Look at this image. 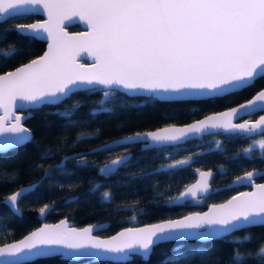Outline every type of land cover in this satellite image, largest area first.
<instances>
[{"label":"snow or ice","instance_id":"6c2138e0","mask_svg":"<svg viewBox=\"0 0 264 264\" xmlns=\"http://www.w3.org/2000/svg\"><path fill=\"white\" fill-rule=\"evenodd\" d=\"M25 6H31L28 12L42 11L47 19L17 24L15 31L29 40H46L47 50L0 74V150L22 145L29 139L23 135L29 133L21 122L23 110L60 103L78 90L92 91L95 86H104L113 91L143 90L161 98H213L243 90L257 78H264V0H0V19L15 18ZM76 19L88 30L69 34L65 31L66 22ZM0 35L7 38L6 31H0ZM82 52L92 57L91 63L79 62ZM15 54V46L0 48V60L6 61ZM108 95L105 91L104 96ZM78 104L74 102L70 110L62 113L69 123ZM258 108L264 109V90L226 111L181 127L170 125L137 132L123 141L134 143L143 138L145 147H149L148 141L176 142L206 129L237 134L259 131L264 136V115L255 121L234 122L241 113H252ZM94 111L107 109L97 102ZM253 143L264 149V139ZM216 144L219 146L220 142ZM250 150L251 146L242 149ZM128 156L127 152L116 156L99 171L112 174ZM189 159L173 160L171 166L186 165ZM197 171L199 179L172 199L197 200L209 191L212 170ZM256 172L252 169L235 177L236 181H246L251 191L212 204L206 212L125 228L107 239L92 234L99 225L76 228L63 219L57 224H44L16 243L0 247V257L23 254L33 259L103 252L120 254L117 258L122 260L133 256L147 260L154 247L163 242H211L234 230L264 226V183H256ZM25 190L18 189L6 197L13 209ZM110 195L105 191L103 199ZM49 207L41 206L39 214L43 215ZM236 239L250 242L251 236ZM256 257L264 258V245L247 256L234 249L233 264Z\"/></svg>","mask_w":264,"mask_h":264},{"label":"trees","instance_id":"16d2710c","mask_svg":"<svg viewBox=\"0 0 264 264\" xmlns=\"http://www.w3.org/2000/svg\"><path fill=\"white\" fill-rule=\"evenodd\" d=\"M37 17L20 13L15 18L0 20V31L7 32L6 39L0 35V48L12 45L17 49L10 59L0 60V72L41 52L43 41L18 35L14 27ZM67 28L77 29L78 25L70 24ZM263 84L264 78H257L244 89V94ZM105 91L108 96H104ZM236 96L229 93L213 98L159 100L151 95H126L95 86L92 91L78 90L60 103L31 109L24 119L31 138L0 152V243L18 238L43 220L53 221L62 216L74 225L102 222L103 227L96 232L106 235L125 225L177 216L223 200L237 188L230 181L240 171L239 166L247 167V159L234 157L233 148L238 141L229 134L209 133L178 144L152 147H140L134 142L98 150L90 148L125 133L189 121L228 105ZM77 101L69 123L62 113ZM97 102L107 111L95 112ZM208 137L211 140L205 141ZM125 150L130 151L129 157L112 174L97 172L104 160ZM185 157H191L186 165L171 166L173 160ZM57 165L61 166L53 167ZM200 168L213 170L209 191L197 200L172 203L171 198ZM29 183L32 187L18 198L16 209L2 200L16 187ZM105 191L111 194L107 200L103 199ZM44 204L50 207L39 217L38 209ZM246 235L251 236L250 242L236 239ZM262 245L264 226H254L211 242H163L154 247L147 260L140 256L124 261L90 257L72 260L55 254L15 264H233L234 249L247 256L255 254ZM173 256L179 258L171 260ZM242 264H264V258H245Z\"/></svg>","mask_w":264,"mask_h":264},{"label":"water","instance_id":"95a60500","mask_svg":"<svg viewBox=\"0 0 264 264\" xmlns=\"http://www.w3.org/2000/svg\"><path fill=\"white\" fill-rule=\"evenodd\" d=\"M31 6H25L24 8L20 9L19 12L20 13H33V14H36L38 15L39 17L37 18H34L32 20H29V21H26V22H22V23H17V24H27V23H35L37 21H43L45 19H47V16L41 11V12H28V10L30 9ZM19 13V14H20ZM2 20V19H0ZM76 23L78 25V28L77 29H68L67 26L70 25V24H74ZM15 24L14 27L17 25ZM87 26L82 23V22H79L78 19L76 20H73L71 22H66V26H65V31H67L69 34H76V33H82V32H85L87 31ZM44 42V46H43V49L41 50V52L29 59H27L26 61L24 62H21L17 65H15L14 67L12 68H9L5 71H12L14 70L16 67L20 66L22 63H27L29 60L31 59H34L36 58L37 56H40L44 53V51L47 50V41H43ZM78 60L80 63H83V64H89L92 62V57L89 56V54L87 52H82L80 54V56L78 57ZM5 71H2L0 72V74H2L3 72ZM101 87L102 89H110V88H105L104 86H99ZM117 91H120L122 93H125L126 95H148L146 94L143 90H136V91H131V90H125V89H120V88H117L116 89ZM259 90H264V86L263 87H260L258 89H256L248 98L244 99V100H241L235 104H232L230 106H226V107H222L220 109H217V110H212V111H209L207 113H204L202 115H200L199 117H196V118H193L189 121H186V122H183V123H168V124H163V125H159V126H156V127H153V128H148V129H142V130H138V131H133V132H130V133H125V134H122V135H119V136H116V137H113V138H110V139H107L103 142H100L96 145H93L90 150H98V149H102V148H105V147H109V146H114V145H118V144H126L128 142H125L123 141V138L126 137V136H129L131 134H134V133H137V132H147V131H155L159 128H164V127H168L170 125H175L177 127H181V126H184L186 124H189V123H192L196 120H199V119H203L204 117L208 116V115H212L214 113H218V112H223V111H226L227 109L229 108H232V107H237L240 103H245L248 99H251L257 91ZM156 97L157 99L159 100H167V99H200V98H205V97H195V96H192V97H165V98H161V97H158V96H154ZM260 109V108H258ZM30 110L31 109H25L23 110L20 114L23 115V119H22V123L24 124V119L29 115L30 113ZM257 110V109H256ZM2 114V113H0ZM241 114H245V113H241ZM260 115H264V114H260ZM259 115V116H260ZM259 116H257L253 121L257 120L259 118ZM10 121H11V118H9ZM238 123H242V122H238ZM24 126L26 128H28L25 124ZM29 129V128H28ZM217 131H221V132H225L223 129H206L203 133L201 134H191L189 135L188 137H185L183 138L182 140L180 141H176V142H171V141H163V142H151V141H148L147 143L149 144V147H152V146H160V145H169V144H178V143H182L184 142L185 140L187 139H190V138H198L200 135L202 134H207V133H212V132H217ZM25 136H29V139L31 138V135H32V132L31 130L29 129V133L28 134H23ZM28 139V140H29ZM27 140V141H28ZM139 144L140 147H145V142H144V139L142 138L139 142H137ZM15 146H18V145H15ZM15 146H12V147H15ZM11 148V147H9ZM7 148V149H9ZM7 149H4V150H0L1 151H5ZM125 152L129 153L130 155V151L129 150H125V151H122L118 154H115L111 157H109L108 159L104 160L97 168V172L99 174H103L102 172L99 171V169L104 166L108 161H110L111 159L115 158L116 156H121L123 155ZM129 157V156H128ZM200 171H208V170H212L211 168H200L198 169ZM213 172V170H212ZM199 179V174H198V171H196L195 173V176L194 178L188 182L181 190H183L186 186L188 185H191V184H194L197 180ZM211 180V179H210ZM240 181H235V177L230 181V184L233 185L235 183H239ZM256 183H264V181H261V182H256ZM32 187V183H29V184H23V185H20L18 187H16L15 189H13L11 192H9L7 195H5L3 197V201L6 202L7 204H9L11 206V204L6 200V197L9 196L10 194H12L13 192L17 191L18 189H30ZM25 190V191H26ZM179 190V191H181ZM251 186L249 188H245V189H241V190H238L232 194H230L229 196H227L226 198H224L223 200H220V201H213V202H210L208 204H206V206L202 209H199V210H190V211H187L185 213H182L180 215H177V216H173V217H167V218H163V219H158V220H155V221H150V222H144V223H139V224H132V225H125V226H122L116 230H114L113 232L109 233V234H106V235H101V234H98L96 231L99 230L101 227H103V223L102 222H90V223H85V224H82V225H74L69 219H67L65 216H62V217H59L58 219L56 220H53V221H41L39 224H37L36 226H34L33 228H31L30 230L26 231L25 233H23L21 236H19L18 238L16 239H13V240H9V241H6V242H3V243H0V247H4L5 245L7 244H12V243H16L17 241L21 240L24 238V236L28 235L29 233L35 231L37 228H40L42 227L44 224H57L60 222V220H63V219H66L69 223V225L71 227H76V228H83V227H87L88 225L90 224H93V225H99L100 227L96 228L93 230V235L94 236H98L99 238L101 239H107L111 236H114L117 232L119 231H122L123 229L125 228H137V227H143L147 224H155V223H160L162 222L163 220H167V219H180L182 218L183 216H186V215H189L190 213H195V212H206L209 210V208L211 207L212 204H221V203H224L226 200L230 199L233 195H236L238 194L239 192H245V191H251ZM179 191L173 196V197H176L178 196V193ZM205 193H202L200 194L201 195H204ZM172 197V198H173ZM171 198V202L172 203H177V202H182V201H185V200H188L190 199L191 197H182V198H179V199H172ZM49 205V204H48ZM12 207V206H11ZM38 216L39 217H42L41 214H39L38 212ZM235 231V230H234ZM93 252H97L99 250H91ZM55 255V254H54ZM59 257L63 258V259H72V260H77V259H80V258H86V257H90V258H93L95 260H100V259H103V260H111V261H117V260H120V261H124L122 259H118L117 257L120 255V254H117V253H103L101 252L100 254L97 253V254H93V255H89V256H79V255H76V256H62L60 254H57ZM28 260H32L30 259L29 257H26L25 255L23 254H19L15 257H0V264H5V262H7V264H15V263H19V262H23V261H28Z\"/></svg>","mask_w":264,"mask_h":264},{"label":"flooded vegetation","instance_id":"af4514ba","mask_svg":"<svg viewBox=\"0 0 264 264\" xmlns=\"http://www.w3.org/2000/svg\"><path fill=\"white\" fill-rule=\"evenodd\" d=\"M263 86H264V84L260 87H263ZM260 87H258V88H260ZM258 88H256V89H258ZM254 91L244 94V89L243 90H235L232 93L234 95H238V96H236L228 105H225L223 107L230 106L232 104H235L241 100L248 98ZM232 93H230V94H232ZM241 93H242V96H240ZM260 114H264V109H257L255 112L248 113V114H241L240 117L237 118L234 122H236V123L243 122L245 119L253 121ZM217 132H221V131H217ZM212 133H216V132H212ZM223 133L229 134L230 137L232 136V138H234L238 141V144H235L234 148H233L234 149L233 155L235 154L234 157L242 156L243 158L247 159V162H246L247 167H246V165L244 168L239 166L238 169H240V171L234 177H236L237 175H241L245 171L257 169L255 181L256 182L264 181V149H261L258 144L253 143V141H258L260 139H264V136H262L259 131L256 133H251V134H237L235 132H232V133L223 132ZM207 134H209V133H207ZM202 135H204V134H202ZM202 135H200L199 137H201ZM249 146H251V150L249 152H243L242 151V149L247 148ZM236 163L239 164L240 159H237ZM232 186H237V188L232 193H234L238 190L250 187V185L246 181H240L239 183H235Z\"/></svg>","mask_w":264,"mask_h":264},{"label":"rangeland","instance_id":"374dc122","mask_svg":"<svg viewBox=\"0 0 264 264\" xmlns=\"http://www.w3.org/2000/svg\"><path fill=\"white\" fill-rule=\"evenodd\" d=\"M104 90H108V89H104ZM209 139L211 140V137H208L207 139H205V141H209ZM183 159V158H182ZM173 162V161H172ZM171 162V163H172Z\"/></svg>","mask_w":264,"mask_h":264}]
</instances>
